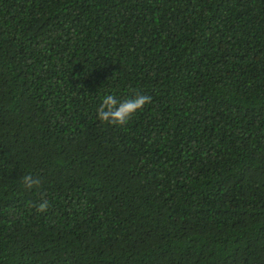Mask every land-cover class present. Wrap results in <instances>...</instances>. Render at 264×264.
<instances>
[{"label":"trees","instance_id":"1","mask_svg":"<svg viewBox=\"0 0 264 264\" xmlns=\"http://www.w3.org/2000/svg\"><path fill=\"white\" fill-rule=\"evenodd\" d=\"M0 264H264V0H0Z\"/></svg>","mask_w":264,"mask_h":264},{"label":"clouds","instance_id":"2","mask_svg":"<svg viewBox=\"0 0 264 264\" xmlns=\"http://www.w3.org/2000/svg\"><path fill=\"white\" fill-rule=\"evenodd\" d=\"M151 103V97L147 95H136L131 99L119 100L114 95H106L100 106L97 109V116L101 122L114 125L124 126L134 116L135 113L142 110V108ZM23 183L27 188H32L34 185L39 184V180L34 179L31 175H25ZM49 208V202L47 199H43L36 210L38 212H46Z\"/></svg>","mask_w":264,"mask_h":264}]
</instances>
